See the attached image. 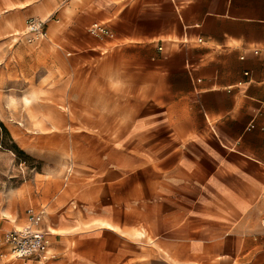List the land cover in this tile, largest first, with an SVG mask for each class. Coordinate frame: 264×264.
I'll return each instance as SVG.
<instances>
[{
    "label": "crops",
    "instance_id": "0c3cea01",
    "mask_svg": "<svg viewBox=\"0 0 264 264\" xmlns=\"http://www.w3.org/2000/svg\"><path fill=\"white\" fill-rule=\"evenodd\" d=\"M0 84L50 251L6 264H264V0H0Z\"/></svg>",
    "mask_w": 264,
    "mask_h": 264
},
{
    "label": "rangeland",
    "instance_id": "374dc122",
    "mask_svg": "<svg viewBox=\"0 0 264 264\" xmlns=\"http://www.w3.org/2000/svg\"><path fill=\"white\" fill-rule=\"evenodd\" d=\"M32 36L33 39L36 40V35ZM14 39H16V37H14ZM0 87H2L1 84ZM10 93H12L13 98L10 107L13 110L16 109L19 103L18 99L15 97L16 93L18 94L19 91L16 92V90L12 89ZM1 118L4 120H0V201L2 202L4 198L7 199L9 196L16 197V188L23 187L18 194L30 192V178L33 172L42 170V166H44L45 163L32 157L30 151L22 150L15 143L13 130L16 129L17 126L22 127V129H28L27 125L23 123L24 125L21 126L22 122L17 120L14 115L6 114V112L2 114ZM10 131H13L12 134ZM28 131H30V128ZM57 132L61 133L62 131L60 130ZM39 177L40 179L43 178L42 176ZM6 215L9 216V213ZM20 225H22V222L19 226ZM9 229L10 227L6 226L1 232ZM3 253L0 252V264H6L14 260L9 255L2 256Z\"/></svg>",
    "mask_w": 264,
    "mask_h": 264
},
{
    "label": "built area",
    "instance_id": "2783aa9c",
    "mask_svg": "<svg viewBox=\"0 0 264 264\" xmlns=\"http://www.w3.org/2000/svg\"><path fill=\"white\" fill-rule=\"evenodd\" d=\"M88 32L95 36H103L109 33L108 30L98 24H92L88 28ZM32 35H36L37 38H42L45 35L43 21L36 18H30L27 21L24 30V37L27 42L32 41ZM43 217V209L28 208L25 224L20 228L5 232L0 237V250L4 248L11 258L24 261L35 260L41 262L46 260L50 255L49 242L46 237L47 232L38 228V225L43 221Z\"/></svg>",
    "mask_w": 264,
    "mask_h": 264
},
{
    "label": "bare ground",
    "instance_id": "6f19581e",
    "mask_svg": "<svg viewBox=\"0 0 264 264\" xmlns=\"http://www.w3.org/2000/svg\"><path fill=\"white\" fill-rule=\"evenodd\" d=\"M23 38L25 39V41L27 42V40H26V38L23 36ZM13 39H14V37H13ZM26 96H25V98H24V101H25V103L26 104H28L29 103V101L32 99V97H33V92H32V88H30V89H28L27 91H26ZM29 95V96H28ZM30 97V98H29ZM13 102V98L12 97H10L9 98V100H8V103H12ZM18 227V226H17Z\"/></svg>",
    "mask_w": 264,
    "mask_h": 264
}]
</instances>
